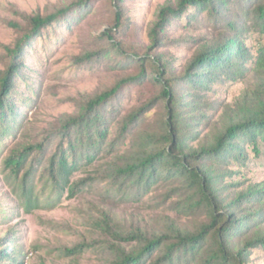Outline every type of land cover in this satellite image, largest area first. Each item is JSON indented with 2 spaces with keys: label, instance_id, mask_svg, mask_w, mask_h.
<instances>
[{
  "label": "rangeland",
  "instance_id": "rangeland-1",
  "mask_svg": "<svg viewBox=\"0 0 264 264\" xmlns=\"http://www.w3.org/2000/svg\"><path fill=\"white\" fill-rule=\"evenodd\" d=\"M80 1L0 0V78L7 70L9 51L31 29L34 17L48 16ZM178 1L126 0L125 21L123 18L122 25L116 28L114 1L97 0L92 11L79 23L50 27L27 48L20 77L23 80L13 84L17 87L13 92V102L18 105L17 112L24 116L23 126L15 137L4 138V145L0 147V207L3 217L7 218L0 221V238L11 234L13 249L21 250L26 264H114L117 258L114 247L126 253L140 247L137 241L120 242L114 234L133 235L141 241L159 236L173 238L177 233H197L210 223V215L205 208H185L192 205L189 195L177 192L173 185L158 186L138 202L119 204L118 198L106 199L107 190L117 182V176L111 171L137 157L144 150V136L148 133L145 129H155L166 116L168 101L162 95L163 85L154 82L150 76L142 82L121 86L119 99L115 102L120 105L116 110L119 114L108 119L112 127L109 141L136 109L151 103L147 124L136 130L125 144L116 147V152L102 153L97 156L95 164L82 167L74 177V181L86 185L82 193L70 197L66 191L60 198L46 202L52 206H39L27 212L14 193V177L2 162L12 150L36 144L45 146V152H48L45 157H50L59 144V138L53 135L70 117L77 116L87 102L121 85L123 80L137 76L142 66L147 71L146 75H156L151 57L161 59V63H169L163 77L165 80L180 78L203 48L218 45L230 37L243 42V70L235 71L230 77L226 75L223 81L216 82L212 90L205 93L207 118L204 123H199V140L192 145L196 149L205 143L212 144L228 127L262 116L264 72L255 69V59L258 50L264 47V27L259 25L257 18L264 0H254L249 7L246 6L248 0H243V4L240 0H233L225 10L226 20L232 18L238 25L241 22V36L239 31L231 33L217 22L219 16L213 18L209 10L194 12L197 10L191 8L183 18L171 21L161 35L160 47L152 48L150 32L159 11L168 4L175 6ZM109 49L119 52L114 58L127 60L124 69L113 68L114 64L102 60ZM89 55L93 56L94 62L79 61ZM182 85L180 83L178 87L180 96L184 93ZM185 94L187 120L191 122L189 94ZM29 103L32 104L30 109L27 107ZM18 120L15 117L5 121L15 124ZM259 143L260 156L246 143L244 149L249 159L242 169L236 164L230 169L234 173L230 182L235 184L232 193L239 191L238 183L244 185V190L250 186L253 189L264 188V141L260 139ZM36 157L41 159L42 156ZM34 165L37 171L32 178H35L36 195L44 201L49 196L41 194V178L50 175L39 162L34 161ZM230 182L223 179V186L227 187ZM260 207L263 210L264 194ZM256 231L264 232V223L252 229V232ZM78 245H82V253L65 252ZM249 259V264H264V249L251 251ZM3 264L8 262L3 259Z\"/></svg>",
  "mask_w": 264,
  "mask_h": 264
},
{
  "label": "trees",
  "instance_id": "trees-1",
  "mask_svg": "<svg viewBox=\"0 0 264 264\" xmlns=\"http://www.w3.org/2000/svg\"><path fill=\"white\" fill-rule=\"evenodd\" d=\"M113 1L116 8L115 27L119 28L123 18L125 21L126 0ZM232 1L179 0L175 6L165 5L159 11L150 32L152 48L160 47L161 35L171 21L183 18L191 8L197 10L194 12L209 10V15L213 18L219 16L217 22L231 33L239 31L241 36V22L238 25L232 18L225 19V10ZM253 1L248 0L246 6L249 7ZM96 2L97 0H81L48 16L34 17L31 29L9 51L7 70L0 78V147L4 145V138L15 137L23 126L24 116L17 112L18 105L13 102V92L17 89L13 84L17 80H23L20 77L24 71L23 57L27 48L50 27L61 23H67L68 26L79 23L92 11ZM241 2L244 1L240 0V4H243ZM257 14L259 25L264 27V2L259 6ZM117 53V50L109 49L102 60L114 64L113 68L124 69L127 60L122 57L114 58ZM92 57L89 55L79 61L94 62ZM244 59L242 40L237 41L230 37L226 41H220L218 45L211 44L203 48L180 78L170 77L165 80L163 77L168 71L169 63H161V59L151 57L150 61L156 66V75H146L147 71L142 66L137 76L123 80L121 85L87 102L77 116L70 117L53 135L59 138V144L49 153L50 157H45L48 154L45 146L36 144L16 148L3 159L5 169L14 177V193L20 206L28 212L39 206H52L49 202L60 198L66 191L70 197L82 193L86 185L74 181L82 167L95 164L97 156L102 153L116 152V147L125 144L129 137L134 136L136 130L147 124L149 112L152 110L151 103L136 109L127 121L122 122L113 140L109 141L112 127L108 119L119 114L116 110L120 105L115 102L119 99L121 86L134 81L142 82L146 76H150L154 82L163 85L162 95L168 101L166 116L155 129H145L148 133L144 136V150L131 162L111 171L117 176V182L107 190L106 199L118 198L119 204L138 202L158 186L173 185L177 192H187L189 195L192 205L185 208H205L210 215V223L197 233H177L173 238L159 236L141 241L133 235L114 234L120 242L128 244L137 241L140 245L132 253L123 252L121 249L117 251V247H114V252H117L114 264H249L251 251L264 249V232H252V229L261 227L264 223V207L263 210L260 207L264 188L253 189L250 186L244 190V185L238 183L236 187H239V191L232 193L235 184L230 182L234 175L230 169L235 164L242 169L249 159L244 149L246 143L253 147L257 156L261 155L259 142L260 139L264 141V114L228 127L212 144L205 143L196 149L192 145L199 140V123H204L207 118L205 93L212 90L216 82L223 81L226 75L230 77L235 71L242 72ZM255 69L264 72V47L258 50ZM180 83L184 89L182 96L178 93ZM188 86L190 89H187ZM185 92L189 94L191 122L187 120ZM27 107L32 108V104H27ZM15 117L19 118L15 124L5 121ZM14 128L17 130H13ZM36 156L42 157L39 159ZM34 161L45 166L46 173L50 175L41 178V194L49 196L44 201H40V197L36 195L35 178H32L37 171ZM223 179L230 182L227 187L223 186ZM48 200L50 201L46 203ZM5 219L7 218L3 217L0 207V221ZM13 245L11 234L9 237L0 238V264H3V259L8 264H26L21 250L13 249ZM83 251L82 245H78L74 249H66L65 252L74 254Z\"/></svg>",
  "mask_w": 264,
  "mask_h": 264
}]
</instances>
